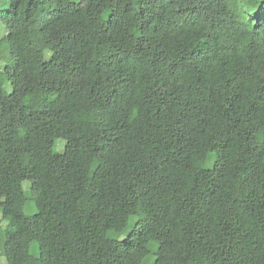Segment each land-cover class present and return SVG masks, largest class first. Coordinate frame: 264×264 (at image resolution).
<instances>
[{
  "label": "trees",
  "instance_id": "16d2710c",
  "mask_svg": "<svg viewBox=\"0 0 264 264\" xmlns=\"http://www.w3.org/2000/svg\"><path fill=\"white\" fill-rule=\"evenodd\" d=\"M0 27L6 264H264V0H0Z\"/></svg>",
  "mask_w": 264,
  "mask_h": 264
},
{
  "label": "rangeland",
  "instance_id": "374dc122",
  "mask_svg": "<svg viewBox=\"0 0 264 264\" xmlns=\"http://www.w3.org/2000/svg\"><path fill=\"white\" fill-rule=\"evenodd\" d=\"M4 34L5 33H4L3 28L0 27V35L2 36ZM4 87H5V89H6L7 92H9L11 90V87H10V85L8 83H5ZM64 148H65V142L63 140H59L56 143V145L54 146L53 149H54L55 152L60 153V152H63L64 151ZM24 187H25V190H27V192H28L29 191V188H30L29 184L28 183H25L24 184ZM27 196H28V199H29L30 192L27 194ZM34 212H35V209L33 207V201L29 199L27 201V204H26V207H25V213L28 214V215H30V214H33ZM0 219H1V216H0ZM1 225L4 226V224H1ZM0 264H6V261H5V259L3 257L0 258Z\"/></svg>",
  "mask_w": 264,
  "mask_h": 264
}]
</instances>
